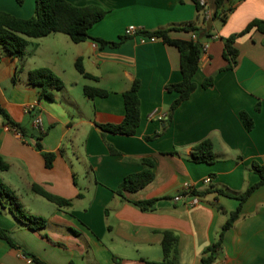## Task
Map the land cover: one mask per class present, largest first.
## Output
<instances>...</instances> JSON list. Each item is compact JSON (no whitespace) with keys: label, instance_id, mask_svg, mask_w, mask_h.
<instances>
[{"label":"crops","instance_id":"crops-1","mask_svg":"<svg viewBox=\"0 0 264 264\" xmlns=\"http://www.w3.org/2000/svg\"><path fill=\"white\" fill-rule=\"evenodd\" d=\"M79 7L96 5L107 15L90 29V35L119 47L100 48L87 41L74 44L64 34L28 39L24 57H15L0 46V157L9 164L0 179L27 213L44 217L46 227L32 229L10 211L0 194V264H145L162 262L164 232L179 238L180 264H201L207 248L215 244L239 200L211 191L198 205L175 196L211 187L241 194L259 181L254 163L264 164V34L251 31L239 37L237 65L227 70L225 40L242 32L253 20H264V0H228L215 18L216 0H206L201 12L193 0H67ZM0 12L20 19L35 15L36 0L19 5L0 0ZM212 21L210 43L195 76L196 91L165 122L177 94L167 86L182 80L181 55L162 39L142 42L127 37L135 26L152 32L195 24L204 28ZM205 29V28H204ZM214 36L218 38L212 40ZM175 39L193 34L173 31ZM78 58L86 72L98 80L75 76ZM49 68L64 81L62 90L29 82V72ZM77 71V70H76ZM206 78L214 86L202 87ZM140 82L141 124L134 136L106 134L98 124H119L125 116L123 94ZM100 88L106 98L85 96L84 87ZM254 122L248 131L240 113ZM41 117L43 129L35 128ZM17 126H13V124ZM163 134L155 137L158 133ZM210 139L217 161L192 160L193 146ZM41 145V148H39ZM44 153L54 154L47 167ZM142 158L154 161L155 179L136 192L116 191L127 176L141 172ZM211 178L210 184L204 181ZM37 186L70 201L58 206L33 191ZM212 190V189H211ZM160 199L152 210L135 202ZM213 264H264V185L242 205L240 218L226 232Z\"/></svg>","mask_w":264,"mask_h":264},{"label":"trees","instance_id":"trees-1","mask_svg":"<svg viewBox=\"0 0 264 264\" xmlns=\"http://www.w3.org/2000/svg\"><path fill=\"white\" fill-rule=\"evenodd\" d=\"M19 5H24L26 0H16ZM197 7V11L201 12L203 7L199 0H193ZM228 0H216L217 11L215 18L226 21V14L219 12ZM107 11L96 5L79 7L71 4L67 0H36V12L32 18L20 19L9 13L0 12V46L15 57H24L28 47V39H40L55 33L67 35L74 44H80L87 41H93L99 44L100 48L119 47L127 38H122L120 42H108L90 35V29L99 21L105 18ZM258 31L264 34V20L256 19L250 22L247 27L240 33L231 36L225 40L224 58L228 62L227 70L233 69L237 65L239 51L234 44L239 37L245 36L251 31ZM179 31L185 33L196 34L197 39H175L171 37V32ZM208 29L196 27L195 24H187L181 27H171L168 29L146 32L142 30L143 35H148L162 39L167 45L176 47L181 55V74L182 80L179 83L167 86V91L177 94V98L172 102L167 119L168 124L172 122L175 111L187 101L196 91L197 84L194 79L200 70L203 40L210 38ZM128 37V36H127ZM77 72L85 78L98 80L86 72L83 59L78 58L75 62ZM29 82L42 87V95L48 99H53L52 90H62L64 81L49 68H39L29 72ZM214 86L211 78H206L202 87L205 89ZM140 82L135 81L128 91L123 94L125 105V116L119 124H98L97 126L103 133V139L106 141V134H120L125 136H134L141 124V101L139 98ZM84 94L90 98H106L109 92L100 88L85 86ZM0 115L8 118L6 112L0 108ZM241 119L248 131L254 128L252 118L246 112L240 113ZM13 126H17L12 123ZM18 127V126H17ZM158 133L151 139H156L163 134ZM41 148V145H39ZM47 167H51L54 161V154L44 153ZM191 158L196 163L214 164L217 161L214 144L210 139L193 146ZM144 169L134 175L127 176L116 193L124 197V192H136L149 185L155 179L154 161L151 158H142L140 160ZM252 171L259 176V181L247 188L241 194H233L223 189H214L213 187L204 190H190L188 194L197 197L199 200L208 195L211 191L217 192L219 195L232 197L239 200V207L232 212H228L223 206L218 209L229 215L226 224L223 226L218 241L206 250V257L201 260V264H213L216 255L221 251L225 234L230 230L241 216L242 205L247 199L261 186L264 185V164L254 163ZM9 164L0 157V171H8ZM212 189V190H211ZM33 191L44 197L51 203L58 206H69L70 201L56 197L40 187L34 186ZM0 194L2 198L7 199L10 205V211L13 215L24 222L32 229H42L46 227L47 220L41 216H35L27 213L25 207L19 202L14 191L9 189L0 179ZM160 199H152L146 201L135 202V206L143 211L152 210L156 207ZM0 237L6 241L10 238L4 230L0 229ZM163 261L162 262H146L145 264H180L179 262V238L173 232H164L162 241Z\"/></svg>","mask_w":264,"mask_h":264},{"label":"built area","instance_id":"built-area-1","mask_svg":"<svg viewBox=\"0 0 264 264\" xmlns=\"http://www.w3.org/2000/svg\"><path fill=\"white\" fill-rule=\"evenodd\" d=\"M200 4L202 7H205L206 6V0H199ZM125 35L128 36V37H134V36H141V40L142 42H146L147 41V38L150 42H155L158 38L156 37H147V35H143L142 34V30L138 29L137 27L135 26H129L126 28L125 30ZM147 37V38H146ZM193 40H196L197 39V36L196 34H193ZM218 37L217 36H214L212 38V40H215L217 39ZM209 46H210V43L207 42V43H204L203 44V47H202V57L205 56V54L207 53L208 49H209ZM202 60V58H201ZM34 125H35V128H37L39 131L43 132L44 129H43V121H42V118L41 117H36L35 120H34ZM211 178H207L205 179L204 183L205 184H210L211 183ZM189 191L187 192H184V193H181L177 196H175L174 198V201L175 202H179L183 199H189L188 201V204L191 205V206H195V205H198L200 200L197 198V197H193V196H190L188 194Z\"/></svg>","mask_w":264,"mask_h":264},{"label":"rangeland","instance_id":"rangeland-1","mask_svg":"<svg viewBox=\"0 0 264 264\" xmlns=\"http://www.w3.org/2000/svg\"><path fill=\"white\" fill-rule=\"evenodd\" d=\"M62 36H64L65 38H69L67 35H62ZM70 70L75 76H80V74L71 66V62H70Z\"/></svg>","mask_w":264,"mask_h":264},{"label":"water","instance_id":"water-1","mask_svg":"<svg viewBox=\"0 0 264 264\" xmlns=\"http://www.w3.org/2000/svg\"><path fill=\"white\" fill-rule=\"evenodd\" d=\"M204 28L211 31L212 30V21L210 20Z\"/></svg>","mask_w":264,"mask_h":264}]
</instances>
